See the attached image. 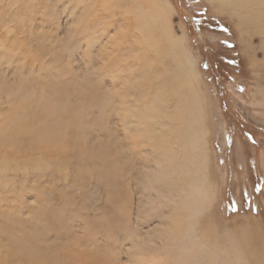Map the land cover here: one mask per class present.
<instances>
[{
  "label": "rangeland",
  "instance_id": "1",
  "mask_svg": "<svg viewBox=\"0 0 264 264\" xmlns=\"http://www.w3.org/2000/svg\"><path fill=\"white\" fill-rule=\"evenodd\" d=\"M133 1L0 0L1 128L18 122L10 111L30 115L43 94L63 105L88 95L75 99L69 113L80 120L64 142L48 140L60 154L44 145V166L29 170L26 182L12 171L1 177L0 206L35 205L37 214L44 207L54 216L65 209L61 230L69 229L67 218L75 223L68 237H77L73 247L86 264H191L199 241L222 250L229 264H257L227 226L250 220L264 237L263 36L249 43L237 16L218 2L166 0L170 26L162 22L182 44L168 53L161 43L150 58L133 17L138 9L157 12L158 0ZM97 153L119 166V178L100 173ZM160 175L173 186L154 182ZM208 184L215 194L205 207L197 196Z\"/></svg>",
  "mask_w": 264,
  "mask_h": 264
},
{
  "label": "bare ground",
  "instance_id": "2",
  "mask_svg": "<svg viewBox=\"0 0 264 264\" xmlns=\"http://www.w3.org/2000/svg\"><path fill=\"white\" fill-rule=\"evenodd\" d=\"M135 1L136 0H134L133 2ZM145 1L150 4L149 0ZM210 1L218 2L220 8L227 9L237 16V26L241 29L240 31L242 34L248 35L249 43L251 41L252 35L256 34L263 36L262 45L264 47V0ZM113 2L115 1H112L110 3L108 2V6H111ZM124 3H126V1L122 2V4ZM168 3L169 2L166 0H158L156 2L157 12H155L153 9H145L143 11L142 9H138L137 11H134L135 15L133 18L137 25V28H139L140 30V40H142L143 44L140 46L144 51H152L150 58L153 57V54L155 56L160 54L161 51L159 50V48H155V46L157 47L161 43L164 46H167L166 51H168V53H170V50H172V48L175 47L178 42L181 41L182 44V38L175 35V31H171L170 27H168L170 26L169 10L171 9ZM95 6L103 7L104 10H109L107 4L102 5L101 1H99L98 5L96 3ZM162 20L168 26H166L162 22ZM134 41L137 42L138 40ZM187 61H190V58H187ZM184 69H188V67L184 66ZM181 86L185 87L189 93L195 94L193 88L187 81H183L181 83ZM16 94L17 92L10 94V100H12V96H16ZM77 94L79 97H73L72 104L67 101L65 105H63L61 102H57V100L59 99L54 97L52 98V100L44 102L43 94L40 100L42 104L35 103L32 106L31 110H27V112L30 111V115L28 113V116H26L25 113H17V111H10L8 113L12 114L15 119H18V122H13L11 125H9V123L7 122V127L3 128H1V125L5 124L0 125V164H6L5 166L0 167V185L2 184L1 177L3 176V179L5 180L6 173L9 171H12L13 180L15 178L17 180V176L20 178L21 175V177L24 178V182H26L27 179L30 178L29 176H31L28 174L30 172L29 170L40 169L41 166L43 167L44 145H46L45 150H47V153L49 152L56 154V150H58V154L62 152V148H60L61 146H57L59 147L57 148L51 145L53 148L50 147L51 141L48 140L64 142L63 139H65L68 131H71L73 129V125L78 121V119L80 120L79 116H71L69 112L75 106V99L77 101L80 100V97L87 99L88 95L85 96L81 92ZM92 94L98 95L96 92H92ZM60 98L62 100L65 99V97L62 95L60 96ZM10 100H7L8 104L9 102H11ZM49 118H52V120H49ZM70 122L72 124V128H67V126L65 125L70 124ZM60 124L61 127H59ZM63 124L65 128H63ZM40 141L42 143H39ZM50 148H52L53 150H50ZM10 149L14 151L13 153L15 155L11 152ZM34 152H36V154ZM17 156L20 158L17 159ZM94 158L100 160L101 162L104 161L102 162L103 166H101L100 173H104V176L109 177L112 180L115 177L119 178L118 175L120 174V170H116V168H118L119 166L114 163L107 162V153H97ZM12 160L16 161L18 166H7V161L10 162ZM18 172H20V174ZM100 173H98V175H100ZM202 176L203 181L206 182L205 174H202ZM155 177L156 180L154 182H160L163 184L165 182L169 183L171 181L169 179V177H171L170 175H160ZM182 177L183 176H180V178ZM172 181L174 182V179H172ZM13 185L15 184L11 181L10 188ZM208 185L210 186V188L205 189V185H203V190L197 196V198H200L202 196L201 199H204L203 204H205V207L207 204V200L214 199L215 194V187H213V184ZM21 186H23L22 183ZM4 188L2 186L0 187L2 192L4 191ZM10 188L8 185L6 192H10ZM197 188H199V185L197 186ZM162 192L166 193L167 190L162 188ZM64 202L65 200H61V204H63ZM35 207L37 206L21 204L19 208L11 207V210L6 212L5 208L0 206V264H61V260L59 258L60 256L56 255V250L62 253V256L66 259L67 262L71 260V264H86V258L83 255L85 252L77 250L73 247L72 242L74 238L77 237H75L74 235L73 238H71V235L68 237V235L71 233L70 229L74 230L73 226L75 225V223L73 225V223H70L67 218L66 223L69 225V229H67L66 231L61 230L62 223L64 222V218L68 212L65 213V209H60L54 216L48 213V211H51L50 209L44 210L43 207L41 208V210L39 209L37 214V208L35 211ZM17 211H20L21 216H14L15 212ZM44 219L46 220L45 223ZM77 219L79 218L77 217L76 220ZM88 224L90 225V222ZM94 226H92V232L94 230ZM96 226L97 228L98 226L101 227L99 231L103 230L102 232L106 234L104 232L106 231V228L103 227L104 224L102 222H100L99 224L96 223ZM191 226L193 227L194 225ZM227 227L230 228L231 231L233 230L234 234L240 242L242 241L246 243V248L248 249L249 254H254L253 258L255 262L257 264H264V237L262 236V234H260V229L258 228L257 223L248 220L242 221L237 227L236 225H230ZM223 229L226 228L223 227ZM43 237H45V241ZM58 242H60L61 244H58ZM197 243L198 247H193L195 249L191 251V264H229V262L226 261L227 257L224 253H222V250H210V247L204 250L203 246L204 244H206V242L199 241ZM225 243L229 244L228 247L235 250L236 253H240V247L237 246L236 242L232 244L230 238L225 237ZM223 245L226 246L225 244ZM144 250L149 251L150 249L148 247H145ZM142 253L144 254V252ZM221 255H224L225 259H223V256L221 258ZM236 257L238 260H240L238 255H236ZM148 260H150V258ZM180 263L183 264L182 262ZM245 264H249V261L248 263L246 261Z\"/></svg>",
  "mask_w": 264,
  "mask_h": 264
}]
</instances>
